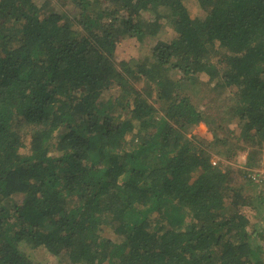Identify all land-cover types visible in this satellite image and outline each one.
<instances>
[{
    "label": "trees",
    "instance_id": "obj_1",
    "mask_svg": "<svg viewBox=\"0 0 264 264\" xmlns=\"http://www.w3.org/2000/svg\"><path fill=\"white\" fill-rule=\"evenodd\" d=\"M262 154L264 0H0V264H264Z\"/></svg>",
    "mask_w": 264,
    "mask_h": 264
},
{
    "label": "rangeland",
    "instance_id": "obj_2",
    "mask_svg": "<svg viewBox=\"0 0 264 264\" xmlns=\"http://www.w3.org/2000/svg\"><path fill=\"white\" fill-rule=\"evenodd\" d=\"M45 1L47 3L48 2L50 3V0H45ZM197 13H199V11H197V9L192 10V14H197ZM161 21L164 22L163 19ZM173 32H174V30H173L172 25L170 23L166 24L165 29L162 32H160L153 40H151L150 46L152 47L157 42L159 43L160 41L168 40L173 35ZM135 49H136V47L134 48V44L131 41L121 40L118 43V45L116 46L115 52H114V56H115L116 61L118 62L121 59H125V58L127 59L128 57L136 54L137 51H135ZM137 54H138V56H143L144 51H139V53H137ZM190 135L194 139H196L197 141L202 142V143L212 141V134H211L210 130L206 126H204L203 124H199V125L195 126L192 129ZM245 154L246 153L243 152V153H241V155H239L238 160L236 161V163H234L236 166L241 167L245 163V160H246V159H244V156H246ZM222 158H223V156L219 153L218 154H212L211 161L215 160L216 161L215 164H216L219 160L220 161L223 160ZM260 161H263V163H264V154L261 155ZM225 162L229 163L228 161H225ZM263 204H264V201H263ZM248 216L251 217V219L253 220V217L251 214H248ZM256 219L260 221L261 226L263 227V230H264V215L261 218H256ZM103 235L106 238H114L112 231H104ZM260 242L261 243L264 242V239L262 236L260 238ZM31 252L33 255V261H32L33 264H65L63 262H59L52 253L48 252L45 249L37 248L36 250H33Z\"/></svg>",
    "mask_w": 264,
    "mask_h": 264
},
{
    "label": "built area",
    "instance_id": "obj_3",
    "mask_svg": "<svg viewBox=\"0 0 264 264\" xmlns=\"http://www.w3.org/2000/svg\"><path fill=\"white\" fill-rule=\"evenodd\" d=\"M244 159H246V156H244ZM213 164H215V160L211 161ZM249 172L247 173V176L254 182L261 186V188L264 189V163L263 161H260V159L256 162V165L254 167H248L247 168Z\"/></svg>",
    "mask_w": 264,
    "mask_h": 264
}]
</instances>
